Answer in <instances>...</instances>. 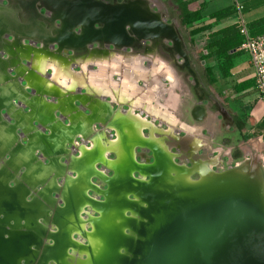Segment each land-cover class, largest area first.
I'll return each instance as SVG.
<instances>
[{"label":"bare ground","instance_id":"bare-ground-1","mask_svg":"<svg viewBox=\"0 0 264 264\" xmlns=\"http://www.w3.org/2000/svg\"><path fill=\"white\" fill-rule=\"evenodd\" d=\"M10 1L11 3L9 6H3L0 4V13L11 17L17 23L23 22L22 25L26 27L25 33H20L17 30H14V32H16L20 37H25L26 34L29 33H35L37 39L39 38L38 40L41 41L45 46H49L51 43L59 44L58 52L66 50L68 47L71 48L70 46H82L85 44V42H89L87 45L95 42H101L102 45L109 43L118 47L129 46L127 44H120L117 42V39H114V36L116 37L118 34L116 32L119 30L122 32V36L126 40H131L134 35L141 37L142 31V33L146 35L141 38H152V33H155L157 36V39L155 40L159 42V40L164 36L163 33L165 31L163 29H167L169 37L174 38L177 43V47L178 44L180 45V42L183 45L181 38L179 37L174 26L168 25L163 19L160 18L159 14L150 10L151 6L147 3H141L139 1H127L116 4V8L118 9L107 10L105 7L98 4L96 0H77L74 2L71 0H42L41 3L48 8V18L44 17L45 21L51 23L49 15L53 16L52 13H55V24H57V21H60L61 24L59 23L57 27L59 28L60 26L62 28L58 29L56 27L55 30L57 31V39L59 42H44L40 40V38H42L46 33L49 35V31L45 30L42 23L41 26L38 24V21H36L39 19V16L37 15L34 8H32L33 13H28V10L25 11V6L20 4L19 1ZM20 6L22 9H24V11L21 10ZM20 14H22L21 18L19 17ZM147 14H149L151 17H149ZM33 15L35 18H32L34 17ZM153 20H156L161 28L156 27L155 21ZM98 23L100 24V27L96 28ZM128 25H131V27H128ZM67 28H71L73 31H75V33H83L78 36L74 32H67ZM77 28H80V30L77 31ZM170 30H172V32H169ZM9 32L10 31L8 28L0 30L1 44L4 38L3 36L5 34H9ZM48 39H50V36ZM33 47L34 45H32L29 49L30 52L33 50ZM1 48L2 47H0V53L6 51V49L4 50V48ZM34 51L37 52L35 47ZM45 53H47V51ZM42 60V57H39L40 64L42 63ZM6 62L8 63L6 68L0 64V68L6 75V79H4L3 83H1L0 88L2 89L3 87L5 88L7 86L12 90V88L9 86H11L12 82L16 81L8 74V71H17V67H15L17 64H13V61L10 62V60H6ZM87 63L88 62H86V64ZM59 65L60 71L64 70V72H69L70 70H73L64 64ZM53 69L56 71L58 69L57 65L53 66ZM21 70H23L22 66ZM193 70L196 74L194 68ZM31 71L33 74H37L36 70ZM83 76L85 78L84 73ZM194 77L197 81V85H200L197 74ZM19 80L21 79L19 78ZM35 80L36 78H34L31 83H35L36 85L38 82ZM79 80L81 79L79 78ZM70 82V80L68 82L65 81L64 77V88L68 89ZM73 82L79 84L81 81L78 82V80L73 79ZM134 82V80L129 82L128 80L123 81L124 86H122L118 91H114L116 96L123 97V95L128 92H138L139 88L136 87ZM88 88L91 90V103L102 99L105 104L103 108H105L109 113L107 122L102 124L103 130L101 133L97 135H91L89 131H83V129L88 126L86 125L87 123L83 117H80L79 110H76L74 101L79 99L85 103L86 100L84 102L82 95H77L79 92V89L77 88L76 91L69 92L70 95H67L68 97L65 99V101L63 99H59L60 103H64V108H66V110L62 112L66 115H71V124L67 127L62 126L60 120L55 118V116H52L56 121L52 122L53 120H45L44 122L47 123V127H50L53 135L50 136L49 139H47L46 136L43 137L41 143L36 142V146H41V149L43 146V148L46 150V154L43 155V160H46L47 158L49 161L48 164L59 168L62 172L61 175H54L56 181L54 188L50 189L48 194L39 196L38 190L40 188H37L38 185L36 182H39L41 179H43V174L42 169L40 168L42 160L38 158V155L35 156L34 159L36 163L33 165L32 169H34V167L36 168L33 170L34 174L31 175V180H22L18 191L12 192L11 189L3 188L0 184V236H3L6 239L9 238L5 237V233L9 232L7 228L3 226L5 223L11 224L12 227L16 228L27 227L30 231H18L25 233L20 234L21 241L18 242L17 239L15 240V242H17L15 243L16 249L28 254L31 251L32 246V251H34L37 248L39 249L41 245L45 243L51 249V251L52 249L59 248V250L56 251L52 257H48L50 264L55 262L52 260V258H55L57 261H59L58 264L120 263V256L118 253H120L122 247L125 244L126 247L128 246L127 242L129 243V241H127L125 238V231L127 226L133 224V221L131 220V222L130 218H128L126 214L131 206L125 199V196L133 190L131 182L136 184L139 182H146L145 178L141 180L136 179L134 172H140L144 177L148 174H152L154 179L153 181H161L165 179L166 176H171L172 173L176 171L181 175V178L187 182L192 180L191 175L193 172H198L201 179L203 180L219 172L213 168V162L195 160L194 165L191 167L178 164L176 162L177 155L168 148L166 139L163 136H158L157 133L160 130L158 129V126L155 125L154 120L144 117L140 112L137 111V108L133 103H131L129 107L124 108V102L120 101L119 99L117 100L119 107L115 109L112 107V101L105 95H99L90 87ZM199 91L202 92L201 90ZM32 97L34 96L28 95V98L31 101H34L35 98ZM36 100L37 101H34V103L37 104V106H35L33 109V116L29 120L30 125H32V120L37 119L40 114L45 115L47 113L46 109L48 103L45 101V98L42 100L37 98ZM3 106L0 103V125L4 124L7 131L6 133L9 135H14L18 143L23 146V143L20 141L21 137L7 124L6 119L9 120L8 117L6 118L2 115V108H4ZM53 106L56 105L52 104L50 108L53 109ZM7 107L5 106L4 109H7ZM40 107L42 108L40 109ZM93 107L94 110L100 109L96 106ZM14 108L17 109L18 107ZM201 111V109H198L197 113L199 114ZM49 114L52 115V110H49L48 115ZM93 116L95 117V115ZM21 117V121L26 119L25 115H22ZM74 120L75 122L83 121L78 126L79 132H77L75 130L76 128H74ZM87 121L91 123V120ZM29 124L28 122H25V125H22V127L25 129ZM34 127L36 126H33V128ZM36 129L39 130L38 128ZM107 131L116 133L115 139L107 140L105 138V133ZM145 131L148 132V135L145 134ZM26 133H24V137L29 136L28 133ZM78 134L79 137L83 138V143L79 144V148H77V155L76 153H73L71 156H69L70 151L66 147L68 144L73 143L72 141H69V138L73 137L76 139ZM8 139L9 136L7 134H3L2 137L0 136V140L3 143L8 142ZM89 139H92V144L89 143ZM1 141L0 145L2 144ZM35 141H37V139L33 138L30 141L31 143H29V146L32 147V143ZM63 146L65 148L63 155L57 154V150ZM137 146L149 149L152 151V153L154 152L157 158L156 163L152 165H147V163L146 165L138 163L135 159V148H137ZM110 153L116 155L115 160H111L108 157ZM64 158H67L70 162L76 165L74 169L76 170L77 175H68L67 168L70 162H66ZM11 159L12 155L10 154V150L6 154L4 160L0 159V177L3 176L7 170H10L12 179L16 178V172H14L12 168H9L8 166V163L11 161ZM249 163H251V160L231 166L226 170V174L230 173L243 178H253L256 180V182H258L260 187L264 189V160L261 161L257 167L252 166ZM99 164H103L105 166L104 168H108L109 170L113 169L114 176L112 175V177H109L106 174L107 172L100 170ZM95 165L98 166V170L95 169ZM24 166L27 170L26 172L24 171L22 173L29 178L27 171H30L31 166L27 162H24ZM62 175L67 179L66 181H63V184H60L59 178ZM93 176H100V178L103 179L101 182L103 185L106 184V181L109 182L110 190L107 191V187H100L101 185L99 186L93 180ZM33 182V186H30L29 183ZM90 189H94L98 194L104 192L107 195V201L98 198V194L92 195L89 192ZM55 192H58L59 195L56 196L54 194ZM28 197H31V199ZM61 197L63 200H65V204H60ZM87 206L93 208L94 210H100L102 212V216H95L92 211L88 210L89 207ZM2 214L4 217L1 216ZM12 220H14V224L11 223ZM22 220L26 221L25 225L21 224ZM88 226H93L94 230L91 231L88 229ZM79 231L81 232L79 233L81 236L83 234L85 238L90 240V244L88 246L87 243H83L80 239L75 237ZM47 234H49L50 237L48 239ZM45 238L47 239L46 242ZM51 238L54 240L52 241ZM71 247H73L72 253L69 251ZM91 250H93V254H91ZM83 253H87L89 257L85 259V257H82ZM37 256L38 253L35 251L34 256L29 254L28 259L31 264L37 262Z\"/></svg>","mask_w":264,"mask_h":264},{"label":"water","instance_id":"water-1","mask_svg":"<svg viewBox=\"0 0 264 264\" xmlns=\"http://www.w3.org/2000/svg\"><path fill=\"white\" fill-rule=\"evenodd\" d=\"M96 2L107 10L118 9L116 4H106L98 0ZM147 15L149 16V14ZM153 21H155L156 27L161 28L156 20ZM97 26L100 27V24L98 23ZM128 27H131V25H128ZM163 30L165 31L163 33L165 37L173 38L169 37L167 29ZM169 32H172V30ZM152 34V38L136 36L142 40L157 39L155 33ZM39 53L37 51V54ZM14 63H16V60H13ZM7 65L8 63L5 61L1 66L6 68ZM23 70H26V68L24 67ZM162 75L160 80L168 78L172 81V78L167 77L165 72ZM4 79H6V75L0 68V85ZM145 80L148 82V77ZM151 87L152 84L149 88ZM9 91L11 89L7 86L0 88V97L6 95L8 99L6 103L10 107L4 110L7 117L19 120L22 115H25L27 119H30L33 116V109L37 106L34 103L37 98L31 101L26 95L12 94V92L9 94ZM36 92L42 95L39 88ZM12 97L15 98V102L17 101L19 108L15 109L12 106ZM26 108H28V111H25ZM37 123L41 126L40 122ZM19 127L22 129V134L28 133L29 140L38 136L31 125L25 129L21 125ZM4 128V124H1L0 136L4 133ZM36 142L41 143L38 139ZM5 145H0L1 160L5 159L9 150L13 158L18 156L19 151L22 150L13 135H9V141ZM36 145L34 144L32 148L27 147L22 150L29 153L30 161L28 163H32V166L36 163L33 158ZM39 148L41 149V146ZM64 149L63 146L56 153L63 155ZM41 152V156L46 154L43 146ZM153 156V164H155L157 158L154 152ZM64 159L66 162H70L67 158ZM192 164L194 165V162ZM19 165L16 164L15 159L8 163L9 168H12L17 176L12 179L10 170H7L0 177V184L3 188L16 192L22 180H31V178L22 174L21 169L18 168ZM75 167L76 165L72 162L68 164V175H77ZM40 168L42 169L43 179L36 183L37 188H40L38 190L39 196H44L56 184L54 175H61L62 172L59 168L47 163H41ZM27 173L30 176V171ZM226 173V170L217 172V174L203 180L198 172H193L191 175L192 180L187 182L181 178L179 173L174 171L171 176H166L161 181H153L152 174H148L145 176L147 179L144 183L131 182L133 190L125 196V199L131 206L126 214L130 221H133V224L126 228L125 238L129 243L127 242L128 246L126 247L125 244L118 253L120 256L119 264H264V189L253 178H243ZM138 174L142 175L140 172ZM195 175H198L199 179L193 180ZM59 179L60 184H63V181H66L67 178L62 175ZM94 179L102 186L107 187V191L110 190L109 182L106 181V184L103 185L101 183L103 179L100 176H93ZM29 184L33 186L34 182ZM89 192L93 193L92 195L98 194L94 189H90ZM54 194L59 195L58 192ZM98 197L107 201V195L104 192L98 194ZM28 198L31 199V197ZM60 204H65L62 197L60 198ZM88 210L92 211L97 217L102 216L100 210H94L90 207ZM1 216L4 217L3 214ZM11 223L14 224V220ZM25 223L26 221L22 220L21 224L25 225ZM3 226L9 231L5 233V237L9 238L6 239L0 236V264H31L28 257L29 254L34 256V251L38 253V256L37 262L33 264H50L48 257H52L59 250L58 248L51 251L47 246L45 242L50 238L47 234L45 244L34 251H32V246L31 251L25 254L16 249L15 243L17 242L15 240L21 241L20 234L25 233L18 231L30 230L23 226V228L12 227L11 224L7 223ZM88 229L93 231L94 227L88 226ZM79 233L81 232H77L78 237L85 240L88 246L90 240ZM51 240L54 239L51 238ZM70 249L73 251V247ZM91 254H93V250H91ZM82 257L86 259L89 255L83 253ZM52 260L55 261L52 264H58L59 262L55 258H52Z\"/></svg>","mask_w":264,"mask_h":264},{"label":"crops","instance_id":"crops-1","mask_svg":"<svg viewBox=\"0 0 264 264\" xmlns=\"http://www.w3.org/2000/svg\"><path fill=\"white\" fill-rule=\"evenodd\" d=\"M186 1H193L197 6H200V8L202 10L203 19L200 22V24L197 25V27L211 26V28H209V29L203 31L202 33L198 34L195 38H193V39L190 38V40H193V42L195 43L194 54L195 53L196 54L194 56L193 61L198 62V57H199V59H202L203 60L202 64L204 65V69L210 68L212 70V72L214 74L215 82H216L215 84L210 83V78H209V81H207L204 88L200 85L201 86L200 89L202 91L201 92L202 96L200 97V100H201V102H204L205 100L206 101L204 104H201V105L200 104H198L196 106L191 105V109L195 108V111H194L195 118L198 119L200 122H202V124L207 125L206 135L202 139L201 147L205 148L206 150L208 148H210V150L213 149V151L216 149H219V148L228 150L229 151L228 157H229L230 152L233 149V147L239 148V150H241L243 152L242 145L251 139V138L247 139L250 134H254V135L256 134V135H258L257 137L262 138L264 140V103L260 99L258 92L255 89V70L253 68L250 56L247 53L241 52L239 50V48L232 51V53L239 52V54L233 59V66L229 72V75L227 77H225L221 71L220 63L216 57H211L208 59L204 58V56L208 54V51H206V47L208 46V43L211 42V39H210L211 34L218 32L222 29H225L227 27H230L232 25H236L238 23L239 13H238L237 8H236L237 3H240L243 6V14L242 15H243V18H244L246 24L251 29V31L253 33H256V34L261 33L263 28H264V0H186ZM227 8L234 9L235 10L234 14H232L231 16H229L227 18L219 20V21H216L215 19L211 18L212 14H214L218 11L227 9ZM24 46L25 45L21 44V46L19 48L20 49L19 51H21L20 57L18 59L12 58V60H10V62H12L15 59L16 64H19V62H20L22 68L24 69V67H23L24 64L22 63L21 58H27L28 56L26 57V55H25V54H27V52L30 53L31 56H34V55L37 56V58H35V60L33 61V63H35V65H36V67L35 68L31 67V68L33 70H36V72H37V75H34L33 78H36L35 81L40 83L42 81L40 76H44L43 72H45L44 71L45 67H44L43 63L48 58L47 54L45 53L46 51L45 52L40 51V53H39L40 55H39V54H37V52L34 51V49L31 51L32 53L30 52V50H27V49H30L32 45H30V47L27 49ZM201 56H202V58H200ZM39 57H42V59H43V62L41 64L39 61ZM86 61L88 62L87 64H86ZM95 61H96L95 59L94 60H92V59L86 60L85 59V65L83 66L84 69L87 67L90 69V66H91L90 64L94 65L95 63H98ZM184 63H185V61L183 62V64ZM160 64H164V62L161 61ZM188 64L191 67V70H193V67H194L193 63L191 65L188 61ZM31 68H29V72H31L33 74V72L31 71ZM57 68H58V66H57ZM103 68H105V67H101L102 71H105L104 73H101V71L100 72L97 71V73L96 72L93 73L94 76L91 75L90 79H89V77H87L86 73L83 72L85 74V78L83 76V73H81V75H79V77H77L78 82L82 81V80H86L87 87H90L99 95H105L108 99H110L114 103L118 104V101H117L118 99L120 101L124 102V104L126 103L127 107L131 103H133L136 106L137 111H139L147 119H150L148 116H151L150 120H154V123L158 119L161 121L162 124L166 122V120L165 121L163 120V116L166 117L167 115H169V112L167 111L168 109L166 108L165 105H162V103L160 101L153 104L154 98H153V92L151 89H149L148 92L146 93L142 89L139 88L138 92H134V93L128 92V93L124 94L123 97L116 96L114 91H118L122 86H124V84H123V82L122 83L121 82L118 83L117 81L113 82L110 75H109L111 69L105 70ZM156 68H157L156 72L155 71L151 72L150 80H155L158 72H160V70H161L159 68V64ZM46 69L53 70L50 66V63H48ZM138 70H148V69L143 64H141L140 66L137 67L136 71H138ZM162 71H164L166 73L167 77L172 78V83L170 84L171 86L169 88L171 90H169V91H171V92L179 91L180 87H179V82H178L177 77H175L174 74L172 75V72L169 69L167 71V68H162ZM64 73H66V72H64ZM98 73H100V74H98ZM135 73L136 72H134V74ZM8 74L10 75L9 71H8ZM190 74L191 75L193 74L194 76L196 75L195 72L194 73L192 72ZM62 75L64 76V74H62ZM100 75H102V76H100ZM67 76L68 75H66L65 78ZM109 77H110V79L108 80ZM79 78L81 80H79ZM23 79H24V77H23ZM22 80H21V82H19L17 84V87L14 88L12 94H20L22 96L26 95L28 98L29 93L24 92V91L19 92V89L21 86L20 84L22 83ZM101 80H103V81H101ZM70 81L71 82H70L69 88L66 89L63 86L62 88H60V91L58 94V95L62 96V98L60 97V99H63L64 101L70 95L69 92H71V90H76L77 88L80 89V87L82 86V82L77 84L76 82L75 83L73 82V79H70ZM244 83H250L251 85L246 89L240 90V86ZM31 84L32 83L30 82V85ZM47 84L50 87L49 89H56L57 88V85L55 83H53L49 78H47ZM134 84L137 85V82H134ZM18 85H19V87H18ZM32 85L37 86V84L35 85V83ZM158 85L160 88L166 87L164 82H162L161 80L159 81ZM196 85H197V81L195 79V82H193L194 88L196 87ZM215 88H216V90H218V92L220 94H223L224 97L222 98L223 104L216 106V110L214 111V107H213L214 102L212 100V96H213V93L215 92ZM39 89L42 91L43 94L40 95L37 92L32 93L34 95V98L37 97V98H40L41 100L43 98H45V101H47L46 100L47 95L44 96L45 91H43L41 88H39ZM80 91H81V89H80ZM89 91H90V89L88 90V92ZM88 94H90V92ZM88 94H86V95L84 94V95L86 97H89ZM79 95H81V92H79ZM158 95H159V93H158ZM88 101H90V99ZM41 108L42 107H40V109ZM140 108H141V110H138ZM26 109H25V111H26ZM198 109L202 110L201 113H199V114L196 112ZM172 114L173 113H171V115ZM20 119H22V117ZM29 120L30 119H27V118L24 119L23 121L20 120V122H22V123H18V125L19 126L25 125V122H28V124H29ZM166 124L168 125V127H171L172 134L175 136H178V134L181 132V130L184 129L185 127L191 126L190 128H192L195 126V125H191L192 123L185 122V123H182V128H175L172 125V123L170 122V120H167ZM240 124H245V128L243 130L239 129L238 126ZM29 125H27L26 127H28ZM218 127H221L223 129L224 133H223V135L221 134V136H219ZM3 132H4L3 133L4 135L7 134L9 136V134L6 133L7 132L6 128H4ZM3 134L1 135V137L3 136ZM34 138L41 141L39 136L34 137ZM175 138L178 139L177 137H175ZM228 139H229V141H226ZM8 141H9V139H8ZM30 141L31 140H29V136L21 138V142H23V144H22L23 146H21V144H20L21 149L23 150V148H27V147L32 148L33 146L32 147L29 146L30 145L29 143H31ZM6 143L2 142V145H5ZM197 143L198 142H196V144ZM32 144L34 145L36 143L33 142ZM193 148L194 149H192V152L196 151L199 147L194 144ZM22 150L19 151L20 154L18 156L14 157V158L12 157V159L16 160V164H20L18 168H20L22 172H24V171L26 172L27 169H25L24 162L28 163L30 161L29 160V153L27 151H22ZM22 152H25V153H22ZM38 154L42 155V152H41V149L38 146H36V152H35L33 158L35 159V156H37ZM21 156L22 157L25 156V157L22 158ZM23 159H24V161H23ZM199 161L213 162V168L215 169V166L218 163V157H215L214 159H211V160H199ZM38 163H40V162H38ZM41 163H46V162L41 161ZM239 163H241V162H239ZM28 164H30V163H28ZM30 166H31V168H30V176H31L32 174H34V172H33L34 169H32V167H33L32 163L30 164ZM30 176H29V178H31ZM75 237L77 239H80L83 243H86L85 240H83L82 238H79L77 234ZM69 251L71 253L73 252L71 249H69Z\"/></svg>","mask_w":264,"mask_h":264},{"label":"flooded vegetation","instance_id":"flooded-vegetation-1","mask_svg":"<svg viewBox=\"0 0 264 264\" xmlns=\"http://www.w3.org/2000/svg\"><path fill=\"white\" fill-rule=\"evenodd\" d=\"M17 1H19L20 4H23L26 7V8L24 7V9H25V11L28 10V13H33V9L32 8H34V10L36 11L37 15L39 16L38 17L39 19H37L36 21H38L39 25H41V23H42V25L44 26L45 30L49 31V35H48V33L44 34L43 37L40 38V40H42L44 42L45 41L46 42H53V41L59 42V40L57 39V31H55L57 25L59 24L58 21H57V24H55L56 14L52 13L53 16L49 15L51 23L45 21V18L46 17L48 18V8L42 5V3H41L42 0H17ZM36 1H38V3L35 4ZM71 1L74 2V1H77V0H71ZM98 1L104 2L106 4L107 3L108 4H118L119 3L118 0H98ZM126 1H134V0H125L124 2H126ZM30 2H32V3H30ZM10 3H11V1L8 0V4L7 5H3V6H9ZM34 4L37 5V6H35ZM39 5L42 6L46 10V14L45 15L39 14V8H38ZM24 9H22V7H21L22 11H24ZM0 15H1L0 16V22H1L0 23V30H3L4 28H8V30L10 31L9 34H5L3 36V37H5V39H7L10 36H13V34L17 35V33L14 32V30H17L20 33H25L26 27L24 25H22L23 22L17 23L14 19H12L11 17H9V16H7V15H5L3 13H0ZM19 17L21 18L22 14H20ZM169 17H170V15H169ZM32 18H35V16L32 17ZM36 18H37V16H36ZM42 20H44V21H42ZM53 21H54V23H53ZM96 28H98V26ZM58 29H62V28L59 26ZM66 31L70 32V33L71 32L75 33V31H73L71 28H67ZM77 31H79V29H77ZM81 33H83V32H81ZM81 33H75V34L79 36ZM116 33H118V34L116 35V37L114 36V39H117V42H119L120 44H127L130 47L129 46L118 47V46H115L114 44H109V43H106V45H102L101 42H95V43L87 45L89 42H87V43L85 42V44L82 45V46H78V47L70 46L72 49L68 47V49L62 50L61 52H58V49L56 51V50H54V48L55 47L58 48L59 44L51 43V45L45 46L46 48H43V43L38 40L39 38L37 39V36H36L35 33L26 34L25 37H20V36L17 35L20 38H26L23 41L19 40V39H15L16 42H19L20 44L25 45L24 47H26V49L29 48L30 45H34L35 46V50H37L39 52L41 50L44 51V52L47 51L46 54H47L48 58L43 63V65L45 67V70H44L45 72H43L44 76H40L42 81L40 83H38L37 86H34L32 84L30 85L31 86L30 89L32 90V93L33 92L36 93L38 88H41L43 91H45L44 92V96L47 95V99H46L47 103H48V106H47V109H46L47 113L45 115L44 114L43 115L42 114L39 115L40 117L41 116L42 117L45 116L44 118L41 117V119L43 121H45V120H50V121L53 120L52 122L56 121L53 117L52 118L50 117V116H53V113H52V115L51 114L48 115L49 110H52L50 108V106L52 104L58 106V108L61 109L62 111L66 110V108H64V103L61 104L60 100H59V98L60 97L62 98V96L58 95L59 91H60V88H62L64 86L63 85L64 76L68 75L67 76L68 79L65 80L67 82L70 79H77V77H79V73L76 72L75 68H77L78 65H80V63H82L84 59L89 60V58L92 59V60L95 59L96 60L95 62H98V63H95V65L91 66V68L95 67L96 64L97 65L100 64L101 66H104L106 69H111L110 72H111V74L113 75L114 79L117 82H121V81L123 82L125 80L126 81L128 80V82H129V79L131 78L130 77L131 72L132 73L136 72L133 76L135 77L134 80L137 82V86L139 88H142V90L144 92H146V93L148 92L149 89L152 90L153 98H154L153 99V101H154L153 104L158 102V98H157L158 93L162 92V89H163V92H164V89H165L164 99L162 101H163L164 104L167 105V100H168V98H167V93L168 92L167 91L170 90L169 88L171 86L170 84L172 83V81L170 79H168V78H165V80L163 79L164 81L163 80H161V81L164 82L166 87H164V88H160L159 87L158 83H159V81L161 79V76H162V74L164 72L162 70L160 72H158L157 77L155 78V80H150L151 72H154L153 68H155L156 64H159V61L154 59L155 56H156V49L154 48V46L155 47H160L165 53H167L171 57V59H170L171 61H168V62L171 65V69H172L173 74L175 75V77H177V79L179 81L180 87L184 84V83H182L183 81L181 80V77H180L182 74H185V75H187L188 77H190L192 79V81L190 83V86H189V91L191 92V94L196 99V103L197 104L195 103V106L198 105V104L201 105V104L205 103L206 100L204 102H201V100H200V97L202 96V94H201V92L199 90H201L200 89L201 86L204 88V86L206 85L207 81H209V76L207 75L206 68L204 69V65L202 64L203 63L202 59H199V57H198V62L193 61L194 56L196 54V53L194 54V51H195V46L194 45H195V43L193 42V40H190V39L187 40V38H182L181 37V41H182L183 45L180 42V45L178 44V47H177L176 41L174 39H171V38H169L170 40L168 42L165 39L162 38V39L159 40L160 43L157 44V40H155V39H152V40H150V39L140 40L137 36L134 35L131 38V40H126L125 38H123L122 32L120 30L118 32H116ZM145 35L146 34L142 33V31H141V37H143ZM49 36H50V39H48ZM24 41H27L28 43H26ZM146 41H150L153 44V47L152 46H148V47L144 48V45H146ZM169 42L171 43L170 46L167 45V43H169ZM2 43H4V42H2ZM138 43H139V45H137ZM96 44L98 46H95ZM1 45H4V44H1V41H0V47H1ZM111 46L115 47L119 51L112 50ZM165 47H171L173 49H168L169 51H167ZM133 48L134 49L143 48V52H136V53L129 52V50L133 49ZM32 49H34V48H32ZM75 49H78V50H75ZM79 49H86L88 51V54L84 55L85 57L78 58L77 61L72 60L71 58H69L66 55L68 53L67 50L83 51V50H79ZM9 50H10V54L14 53V50L12 48L9 49ZM27 50H29V49H27ZM171 51H173V53H170ZM3 54H4V52L0 53V64L4 63L6 61L3 58ZM25 55H26V57L28 56L27 58H25V60L27 62V66L23 65L26 68V70H24L25 72H23V74L21 73V75L25 78V81L29 82V84H30L32 79H34L33 78L34 75H37V74H32L31 72H29V68H31V67L35 68L36 67V65H35V63H33V61L35 60V58H37V56H35V55L31 56V54H28V52ZM200 58H202V56ZM184 61H185V63L181 66V63L184 62ZM188 61L190 62L191 65L193 63V65H194L193 68L196 71L197 78H198L201 86L198 84L194 88L193 82H195V77L192 76L191 74H188V72L189 73H192V72L194 73V71L191 70V67L188 64ZM42 62H43V60H42ZM48 63H50V66H51L52 69H53V66H55L54 64H56L58 66V69H60V65L59 64H64L65 66H67L69 68H72L73 70H70V72L64 73V70L60 71V70L57 69V71L54 72L53 71L54 69L53 70L46 69ZM141 64H143L148 70H138V71H136L137 67L140 66ZM15 67H17V71L21 70L20 62ZM31 70H33V69L31 68ZM185 70L186 71L188 70V72H186ZM15 71L16 70H11L10 72H15ZM62 74H64V76ZM59 75L63 76V77H60V79L63 78L62 83H60V81L58 80ZM23 77L20 78V79L22 80ZM46 77L49 78L53 83H55L57 85L56 89H49L50 87L47 84V78ZM146 77H148V79H149L148 82L145 80ZM13 79L16 82H12L11 80H9V81L12 82L11 86H9L10 88L17 87V83L21 82V80H19V77H18V79L17 78L16 79L13 78ZM151 84H152V87L149 88V86H151ZM74 91H76V90H71V92H74ZM11 92L13 93L12 90H11ZM79 92H81L80 89H79ZM79 92L77 94L78 96H79ZM169 92H171V91H169ZM8 93H10V91ZM30 95H32V94H30ZM81 95H82L83 101L85 102V100H86V102L83 103L81 100L76 99L74 101L75 102L74 106L78 107V105L81 104L80 108H82L83 105H84V107H85V108H83L84 111H85V109L86 110L88 109L92 113V115H91V113L85 114L83 110L81 111V110L78 109L79 112H80L79 113L80 117H83V119L87 123L86 125L88 126V127H85L83 129V131H85V132L89 131L91 133V135L100 134L101 131H95V129H94L95 125H97V126L101 125L102 126V124L107 122V120L109 118V113L106 111L105 108H103L105 106L104 101L102 99H100L98 101H94L93 103H91V99H92L91 98V92H90V94H88L89 97H86L82 93H81ZM75 97H77V96H75ZM223 97H224L223 94H220L218 92V90H216V88H215V92L213 93V96H212V100L214 102V104H213L214 111L216 110V106H219V105L223 104V100H222ZM32 98H34V97H32ZM89 99H90V101H88ZM52 100L55 101V102H52ZM113 103L114 102H112V104ZM93 106H96V107H98L100 109L94 110ZM112 107L117 109L119 106H118L117 103H114V105H112ZM124 107L125 108L127 107L126 103H125ZM168 108H170V107L168 106ZM138 110H141V109H138ZM194 111H195V108H194ZM194 111L190 107V118H191L190 121H187L185 119H180V123L181 124L185 123V122H188V123L190 122L191 123L193 121L200 122L198 119L195 118ZM61 115H62V113H61ZM82 115H86V116H82ZM93 115H95V117ZM68 116L70 117L71 115H68ZM172 116L174 117L175 121L179 119L178 116L175 113H173ZM63 117H64V115H63ZM148 117L151 119V116H148ZM55 118H57L56 115H55ZM87 120H91V123H89ZM163 120H167V119L163 118ZM73 122H75V120ZM81 122H83V121H77V122L73 123V124H75L74 128H76L75 130L77 132H79L78 126H79V124ZM156 123L160 127L161 126H167L166 124H162L159 119L156 121ZM115 136H116V133H115V135L114 134L109 135L108 133H105V138L107 140H113V139H115ZM69 139H70L69 141L75 142L74 140H76V142H79V143H81L82 140H83L82 137H79V134H78L76 139L73 138V137L69 138ZM89 140H90L89 143L92 144V139H89ZM171 140L172 141H176V138H174L171 135H169V138L166 139V144L168 145V148L170 150H172L174 148L173 145H171ZM226 141H229V139L226 140ZM72 145H74V144H72ZM77 148H79V145H78ZM192 149H194L193 145H190L188 147V150H183L182 146H180V145L175 147V152L174 153L177 155L176 162L178 164L187 165V166L191 167L193 165L192 163L195 160H202V159L203 160H208V156H210V154H211V153H207V150L205 148H202V147H199L197 150L195 149L196 151H194V152H192ZM236 152H241L242 153V151L239 150V148H234L233 147V149L230 152V156L227 158V160H225V161H222V160L220 161L219 160L218 164L215 166V170L219 171V172H222V171H225V170L229 169L231 166H234L237 163L241 162V160L238 162L235 159L234 154ZM71 154H73V153L70 152L69 156H71ZM76 154H77V152H76ZM78 154H80V153H78ZM74 156H75V154H74ZM108 157L111 160H115L116 159V155L113 154V153H110ZM224 157H225V155H224ZM242 158H243V154H242ZM135 159H136V161L138 163L143 164V165H146V163H147V165H152L154 163V156H153L152 151L149 150V149H146V148L138 147V146H137V148H135ZM101 165L99 164L100 170L107 172L106 174L109 177H112V175L114 176V170L113 169H110L111 170L110 171L108 168H104L105 166L103 164H101ZM94 167H95L96 170H98V166L95 165ZM137 173L138 172H134V176L136 177V179H138V180L139 179L141 180V179H144V178H145V180L147 179L143 175H140V174L137 175ZM197 179H199V176L195 175L193 177V180H197ZM94 181L99 186L101 185L100 187L105 188L104 186H102V184L98 183L97 180L94 179ZM91 194H93V193H91Z\"/></svg>","mask_w":264,"mask_h":264},{"label":"rangeland","instance_id":"rangeland-1","mask_svg":"<svg viewBox=\"0 0 264 264\" xmlns=\"http://www.w3.org/2000/svg\"><path fill=\"white\" fill-rule=\"evenodd\" d=\"M124 1L125 0H118L119 3H124ZM134 1H139L141 3H147L148 5H150L151 6L150 10H152L154 13L159 14L160 17L168 25L174 26V28L177 30V33H178L179 37L187 38V40L191 38L190 35H189V29L187 27H185V26L184 27L181 26V22H180L181 21L180 20L181 11H180V9H179V7H178V5H177L175 0H134ZM0 4L7 5L8 4V0H0ZM38 8H39V14H41V15H45L46 14V10L42 6L39 5ZM170 10H171V12H175L174 18H170L169 17ZM58 22L61 24L60 21H58ZM77 29L80 30V28H77ZM13 36L8 37L7 39H5V37L3 38L4 43H2V44H4V45H1V47H2L1 49H3V48H4V50L6 49V51L3 54V58L5 60H11L12 58H17L18 59L20 57V55H21V51H19L20 50L19 48H20L21 44L19 42H16L15 39H19V40H22V41L24 39H20L19 37L15 36V35H13ZM163 39H165L167 42L170 40L168 37H165V36L163 37ZM24 42L28 43L27 41H24ZM139 43L137 45H139ZM159 43L160 42L157 41V44H159ZM167 45L170 46L171 43L169 42V43H167ZM95 46H98V45L96 44ZM148 46H152L153 47V44L150 41H146V45H144V48L148 47ZM11 48L14 49V53L13 54H10V50L9 49H11ZM43 48H46L44 44H43ZM111 48L114 51H119L113 46H111ZM154 48L156 49V56H155L154 59L159 61V68L161 70H162V68H167V71H168V69L172 70L170 63L168 62V61H171L170 60L171 57L167 53H165L160 47H155L154 46ZM165 48H166L167 51H169L168 49H173L171 47H165ZM57 49H58L57 47L54 48V50H56V51H57ZM75 50H78V49H75ZM75 50H67L68 53L66 54L69 58H71L74 61H77L78 58L85 57L84 55L88 54V51L86 49H79V50H83V51H75ZM129 52H132V53L143 52V48H137V49L133 48V49H130ZM170 53H173V51H171ZM21 61H22V63L25 66H27V62H26L25 58H21ZM161 61H163L164 64H160ZM182 64H183V62L181 63V65ZM84 65H85V59L83 60V62L80 65H78L77 68H75L76 72L79 73V75H81V73L84 72V73L87 74V77H89V79H90L91 75L93 73L97 72V71L98 72L101 71V73H104V71L100 70L101 67H104V66H101L100 64H98V65L96 64V66L92 67V68H91V66H93V64H90L91 65L90 69L88 67L86 69H83ZM103 69L107 70L106 68H103ZM153 69H154L155 72L157 71V68L156 69L153 68ZM23 72H25V71L24 70H19V71H15V72H10V75H11L12 78H18V77L22 78L23 76L21 75V73L23 74ZM186 72H188V70ZM188 74H190V73L188 72ZM109 75H110V77H111L113 82L116 81L114 79L113 75L111 74V72H110ZM133 75H134V73L131 72V75H130L131 78L129 79V81H133L135 79V77ZM60 77H63V76L59 75V77H58V80L60 81V83H62L63 78L60 79ZM110 77H109V79H110ZM180 77H181V80L183 81L182 83H184L183 84L184 86L182 85L180 87V85H179L180 90L177 91V92H169V91H167L168 92L167 93V98H168L167 105L170 108H168V106L166 104H164L163 101H162L164 99L165 89H164V92H163V89H162V92H160L159 95L157 96L158 101H160L162 103V105H165L166 108L168 109L167 111L169 112V115H167L166 117L163 116V118H165L167 120H170V122L172 123V125L175 128H182V124L180 123V119H185L187 121H190V119H191L190 118V107H191V105H195V103H196L195 97L189 91V86H190V83H191L192 79L190 77H188L187 75H185V74H182ZM66 79H68V78L66 77L65 80ZM76 80H78V79H76ZM81 82H82V86L80 87L81 93L86 95V94L89 93L88 92V87L86 85L87 82H86V80H82ZM20 85L21 86H20L19 92L20 91H24V92L29 93L28 95L32 94V90L30 89L31 86H30L29 82L25 81V78L22 80V83ZM13 90L14 89L12 88V91ZM6 102H8V99H7L6 95H3L2 97H0V103L2 104V106L4 105L3 106L4 108H5V106L7 107V103ZM52 102H55V101L52 100ZM11 104H12V106H14L16 108L18 107L17 101L15 102V98H13V97H12V100H11ZM53 107H54L52 109L53 116L56 115L57 119L60 120V122L62 123V126H66V127L69 126L71 124L70 117L68 115H66L65 113H63L64 111L62 112V110L59 109L58 106H53ZM75 107H76V110L79 109L81 111L82 110L84 111L83 108H85L84 105H83L82 108H80L81 104H79L78 107L77 106H75ZM4 108H2V115L7 118L6 111H4L6 109H4ZM27 110H28V108L26 109V111ZM193 111H194V108H193ZM61 113H62V115H61ZM84 113L85 114H89L91 112H90V110H88V109L86 110L85 109ZM171 113H175L179 117V119L175 121L174 117L172 116L173 114L171 115ZM63 115H64V117H63ZM50 117H52V116H50ZM20 120H21L20 118H19V120L18 119L15 120L14 118H11L9 120L6 119L7 124L12 128V130L14 129V131H16V133L21 138H24V136H23L24 134H22V129H20L19 125L17 124V123H20ZM35 120H32V125L36 126L34 128H35L37 134L39 135L40 140L42 141V138L45 137V136H46L47 139H49V137L53 135L52 134V130L50 129V127H47V123L44 122L41 119L40 116H38L37 119H35ZM167 120H166V122H167ZM37 122H40L41 126ZM166 122L163 123V124H166ZM191 123H192L191 125H195V126L192 127V128H190L191 126L190 127L187 126L184 129H182V131L178 134V136H175V135L172 134L171 127H167L168 126L167 124H166L167 126H161L160 127L155 122L156 126H158V129L160 130L157 133L158 136H163L165 139L169 138V135H171L172 137L175 136V137L178 138V139H176V141H172L171 140V145H173V147H174L172 149V152H175V147H177L178 145L182 146L183 150H188V147L190 145H194V144L197 145L198 147H201L202 139L206 135L207 125L206 124H202V122H195V121H193ZM36 128H38L39 130H37ZM46 129H48V130H46ZM94 129H95V131H102L103 127L101 125H98V126L95 125ZM106 133H108L109 135H112V134L115 135V133L111 132V131H107ZM218 133H219V136H221V134L223 135L224 132H223V129L221 127H218ZM145 134L148 135V132L145 131ZM21 138H20V141H21ZM74 141L75 142L72 143L74 145L70 144V145H68L66 147L72 153H76L78 145L83 143V140H82L81 143L76 142V140H74ZM196 142H198V143L196 144ZM248 146L249 145H247L246 142H245V144L242 145L243 159L241 160V162H246L247 160H251V163H249V164H251L252 166L257 167L259 165V163L264 160V147H262V145L258 143V150L256 152H252V154H251L249 149H248L249 148ZM207 153H211L210 156H208V160H211V159H214L215 157H218V161L219 160L220 161L221 160L222 161L227 160L228 155H229V151L225 150V149H222V148L216 149L214 151H213V149L210 150V148H208L207 149ZM224 154L226 155L225 157H224ZM249 155H252V158ZM38 158L41 159L43 162H46L47 164L49 163L47 158H46V160L45 159L43 160V156H41L40 154H38ZM59 183H60V180H59Z\"/></svg>","mask_w":264,"mask_h":264},{"label":"trees","instance_id":"trees-1","mask_svg":"<svg viewBox=\"0 0 264 264\" xmlns=\"http://www.w3.org/2000/svg\"><path fill=\"white\" fill-rule=\"evenodd\" d=\"M175 1L181 11V26H185L189 29V35L192 39L203 31L211 28V26L197 27V25L200 24L203 19L200 6H197L193 1ZM234 11V9L227 8L212 14L211 18L219 21L231 16L232 14H234ZM169 15L170 18H174L175 12H171L170 10ZM251 34L253 36L262 35L264 34V28L259 34L253 33L252 31ZM210 39L211 42H209L208 46L206 47V51H208V54L205 55L204 58L208 59L211 57H216L220 63V68L223 75L227 77L233 66V59L239 54V52L232 53V51L238 49L242 45V43L244 42V36L241 34L239 26L236 24L211 34ZM206 72L210 78V83H215V78L212 70L210 68H207ZM250 85V83H244L240 86V90L246 89ZM238 127L240 130H243L245 128V124H240ZM257 136L258 135L256 134H250L247 139ZM234 157L238 162L243 159L241 152H236L234 154Z\"/></svg>","mask_w":264,"mask_h":264},{"label":"built area","instance_id":"built-area-1","mask_svg":"<svg viewBox=\"0 0 264 264\" xmlns=\"http://www.w3.org/2000/svg\"><path fill=\"white\" fill-rule=\"evenodd\" d=\"M236 8L239 13L237 25L239 26L241 34L244 36V42L239 47V50L250 56L255 70V89L264 103V34L253 36L243 18V6L237 3ZM258 143L264 147V140L259 137H253L246 142V144L249 145L248 149L251 154L258 150ZM249 156L252 158V155Z\"/></svg>","mask_w":264,"mask_h":264}]
</instances>
